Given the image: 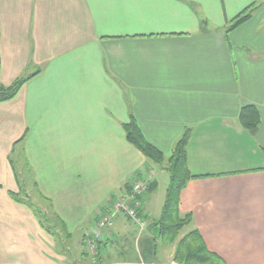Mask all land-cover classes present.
Here are the masks:
<instances>
[{
  "label": "crops",
  "instance_id": "0c3cea01",
  "mask_svg": "<svg viewBox=\"0 0 264 264\" xmlns=\"http://www.w3.org/2000/svg\"><path fill=\"white\" fill-rule=\"evenodd\" d=\"M256 1L0 0V86L30 76L0 102V264H68L70 251L13 198L23 183L15 156L64 226L56 234L77 235L82 250L133 180L157 184L154 164L126 139L131 119L165 156L189 132L187 167L198 177L182 188L179 212L225 264H264V3ZM249 5L251 17L226 33ZM244 105L259 112L254 130L238 120ZM152 194L134 201L154 222ZM130 223L117 214L98 248L128 243ZM155 234L150 227L136 250L131 241L123 257L95 264H177Z\"/></svg>",
  "mask_w": 264,
  "mask_h": 264
},
{
  "label": "trees",
  "instance_id": "16d2710c",
  "mask_svg": "<svg viewBox=\"0 0 264 264\" xmlns=\"http://www.w3.org/2000/svg\"><path fill=\"white\" fill-rule=\"evenodd\" d=\"M255 7L254 5H249L237 14L226 26L225 32H230L249 19ZM29 77L17 78L8 86H0V102L14 98L20 87ZM238 120L244 128L254 130L260 123V115L254 105H244L239 111ZM123 129L128 142L141 151L149 161L159 165H163L164 161L167 163L165 170L169 173V184L160 214L154 222H150V226L158 232V236L162 238V242L165 241L168 244L174 245L173 260L177 264H225L217 255L207 249L204 240L196 228L189 229L178 238L183 228L191 224L190 214H181L179 212L180 192L190 178L198 177L191 175L187 167L186 144L189 139V132L185 130L175 141L171 154L165 156L144 138L135 120L131 119L130 122L124 124ZM156 186V182H149L145 194H152ZM126 187L128 188L127 184ZM19 188L17 193L12 194L13 198L18 202L26 204L38 219L41 227L56 238L55 228L51 226L50 221L58 222L57 226L59 225L63 229L64 226L60 220L55 214L52 218L49 217L45 210L40 205L38 206L39 203L32 202L23 189V183L20 184ZM36 194L42 202L46 203V199L41 194L37 192ZM137 196H140V194ZM138 213L140 214V212Z\"/></svg>",
  "mask_w": 264,
  "mask_h": 264
},
{
  "label": "rangeland",
  "instance_id": "374dc122",
  "mask_svg": "<svg viewBox=\"0 0 264 264\" xmlns=\"http://www.w3.org/2000/svg\"><path fill=\"white\" fill-rule=\"evenodd\" d=\"M256 3H264V0H257ZM16 157L17 156H15L14 161H15L17 176H18L19 181L23 182V189L25 190L26 195L28 196V198L30 200H32V202H35L36 204L39 203L38 206L40 205L41 208L43 210H45L47 215L52 218V216H54V214L49 210V207H50L49 204L42 202L36 194L37 191H36V187H35L34 182H33L32 170L25 164V162L22 161V159L16 158ZM166 165H167L166 161H164L163 165H159V164H155V163L153 165V167L156 170L155 171L156 172L155 179L157 181V186H156V188L152 194L153 200H154L153 206L155 209V213H157L158 215H159L160 209L163 205L165 194H166V189H167V186L169 184V173L167 172V170H165ZM147 180H148V182H150V179H147ZM139 216L141 218H143L140 214H139ZM153 219L155 220V218H153ZM143 220L146 221V225H145L144 229H142V230H140V227L134 221H133L134 223H130L128 225L129 229L132 230V233H131L132 237L128 238V240H127L128 243H126L125 245H123V242H122L125 240L116 239V242L114 244H109V245L108 244H100L99 245L100 247L98 248V246L96 245V242L100 238L102 231L106 228H109V227H106L100 231V235H99L96 242L92 239H89L91 236H87L86 244H85L86 247H83V250H82V246H80L78 244L75 245L74 237L76 238L77 235H73L70 240L65 239L64 236H62V235H57V237L55 239L59 245L62 244L63 239H64V242L69 247L70 251L67 253L68 254L67 255L68 264H73V263L74 264H81L78 261H82L84 263H89V264H95L98 258L102 259V261H106L109 254H110L111 258H115V255H117L116 258L123 257L121 250L123 252V250H125V247L128 246L129 242H131V241H132V244L130 243V245L132 247V250L133 249L136 250L137 246L139 245L138 243L142 242L144 237L148 234L149 228L151 227L150 222L152 220L151 221L149 220L150 222L148 220H146L145 218H143ZM50 223H51V226H53L55 228L54 229L55 231L59 230L60 226L59 225L57 226L58 222L55 223V221H50ZM113 224H114V220H113ZM110 227H112V226H110ZM189 229H190L189 226L184 227L182 232L179 234L178 238H180ZM96 230H97V225H96L95 230H93V232H95ZM93 232L91 233V235L93 234ZM133 237H134V240H133ZM156 237H159L157 231H156V234L154 235L153 241L158 242L159 245L163 244L164 246H162V248L163 249L165 248L166 252H168V251L170 252V250L172 249V246L174 247L173 244H168L165 241L162 242L161 237H159V238H156ZM146 238L148 241L152 242V239L150 237H146ZM88 239L92 240V242L89 243ZM130 251H131V249L128 252H130ZM127 255L128 254H126V256Z\"/></svg>",
  "mask_w": 264,
  "mask_h": 264
},
{
  "label": "built area",
  "instance_id": "2783aa9c",
  "mask_svg": "<svg viewBox=\"0 0 264 264\" xmlns=\"http://www.w3.org/2000/svg\"><path fill=\"white\" fill-rule=\"evenodd\" d=\"M148 180H133L131 184L130 192H124L120 195L110 207L100 214L97 221V230L93 232L89 239L97 241L100 231L106 227H110L113 224V220L117 214H124L131 220H133L140 227V230L144 229L146 221L143 220L138 214L137 205L135 204V197L146 191L148 188ZM88 239V240H89ZM87 240V241H88ZM92 240L88 242L91 243Z\"/></svg>",
  "mask_w": 264,
  "mask_h": 264
}]
</instances>
